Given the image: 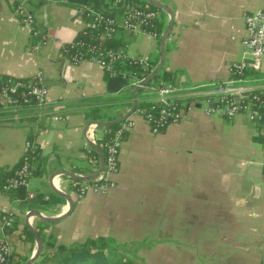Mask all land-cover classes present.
Listing matches in <instances>:
<instances>
[{
    "label": "crops",
    "instance_id": "0c3cea01",
    "mask_svg": "<svg viewBox=\"0 0 264 264\" xmlns=\"http://www.w3.org/2000/svg\"><path fill=\"white\" fill-rule=\"evenodd\" d=\"M156 1L173 13L162 66L173 73L172 85L209 92L227 79V65L243 58V16L264 7V0ZM11 8L8 0H0V77L27 79L40 73L49 105L41 112L20 113L16 121L0 117V168L17 164L31 134L38 155L27 192L46 199L52 188L72 201L67 216L42 234L65 246L95 236L124 246L117 241L123 237L155 248L164 262L174 260L172 264H264L263 123L250 122L244 114L231 119L206 116L202 97L180 98V120L157 134L131 113L127 118L132 128L120 145L114 188L103 196L87 193L77 199L73 180L54 173L64 170L84 177L98 168V159L90 163L86 152L90 137L100 138L102 131L88 128L91 122L83 109L112 96L105 89L104 71L87 61L70 64L60 54V46L83 28L77 4L29 2L43 41L32 38ZM162 20L164 28L165 13ZM137 37L142 44L129 54L127 46ZM123 41L128 57L159 58L158 39L124 36ZM259 72L264 74V58ZM146 93L147 101L154 102V91ZM132 104L133 100H121L109 113L122 117ZM224 128L240 149L234 156L210 146L211 137L224 139ZM254 144L262 146L261 161L255 158ZM67 211L64 199L41 210L0 194V215L10 214L15 222V230L6 237L9 252L27 259L34 253V238L22 241L21 235L26 226L37 234L35 227L43 222L27 217L29 212L57 217Z\"/></svg>",
    "mask_w": 264,
    "mask_h": 264
},
{
    "label": "built area",
    "instance_id": "2783aa9c",
    "mask_svg": "<svg viewBox=\"0 0 264 264\" xmlns=\"http://www.w3.org/2000/svg\"><path fill=\"white\" fill-rule=\"evenodd\" d=\"M12 4V14L18 20L21 26L30 31V35L38 41H43V36L36 29L33 14L28 9V3L36 0H8ZM45 4H65L67 0H40ZM108 9H119V19L104 16L101 11L93 10L89 7L78 6V11L83 18V28L92 31H99L101 39H111L121 29L129 37L147 36L151 39H158V35L148 31L159 19L155 11L146 8H140L134 2L127 0H102ZM134 1V0H133ZM245 37L243 38L242 50L243 58L238 62L227 65V79L218 84L211 92L197 89H179L174 85H165L158 89L153 87L144 88L145 91H154L156 99L155 105L149 109H137L132 115L138 116L147 123L150 131L157 134L160 128H165L168 124L178 123L180 120V110L178 100L182 97H202L206 106L202 110L206 116H219L231 119L235 115L244 114L248 121L257 123L264 119V74H261L260 63L264 57V7L258 11L243 16ZM80 31V32H81ZM85 50L82 53V50ZM65 59L73 65L87 61L95 64L103 71L110 69L111 63L120 58L119 52L107 50L105 52L95 49L93 46L84 43H77L73 52L68 55L63 45L59 48ZM87 55V58H84ZM135 58V57H129ZM139 63L143 67H149L146 59L139 58ZM34 84L24 86L22 83L14 81L10 86H0V105L3 111L8 112L9 117L16 121L18 118V109L20 103L17 98H13L17 88H24L25 91L19 94L20 102L26 105L28 110L37 112L44 111L48 107L47 89L42 84L43 77L37 73L31 77ZM142 80L131 79L129 87H139ZM142 89V88H141ZM31 99V104L30 103ZM55 119H59L55 117ZM89 129H95V125L90 123ZM132 122L126 118L120 123L117 130L112 132L104 148L103 167L99 174L88 182L71 183V188L77 199H82L87 193L96 195H106L108 191L114 188L113 177L118 171V153L124 136L131 130ZM264 129V120H263ZM90 143L95 145L94 140L90 137ZM32 150L33 146L25 141L23 151ZM23 153V152H22ZM90 163L93 161L90 160ZM264 169V163H263ZM29 168L24 163L16 173V177L7 181L2 187V191L16 189L20 186L27 189ZM2 194V193H0ZM29 198L31 193H27ZM64 207L61 209V213ZM10 215V214H9ZM60 215V214H59ZM58 215V216H59ZM11 219L4 218L0 221V264H3L4 257L8 255L9 248L6 238L2 237V228L10 225Z\"/></svg>",
    "mask_w": 264,
    "mask_h": 264
},
{
    "label": "trees",
    "instance_id": "16d2710c",
    "mask_svg": "<svg viewBox=\"0 0 264 264\" xmlns=\"http://www.w3.org/2000/svg\"><path fill=\"white\" fill-rule=\"evenodd\" d=\"M127 1L134 2L140 8H146L148 10L155 11L160 15V19L148 29V31L156 33L159 37L163 30L164 21L162 20V17H164V13L151 7L142 0ZM36 2L43 3L40 0H36ZM67 3H74L77 4V6H85L93 10H99L104 16L107 17L119 19L120 16L119 9H108V5H105L102 0H67ZM124 36L128 35L121 31V29H118L116 34L111 39H101L99 31L84 29L83 31L77 33L72 41L67 44H63V47L67 50L68 55L73 52V49L77 43H84L92 47L94 46L95 49H99L103 52L107 50L119 52L122 55L120 58L111 63L109 70L104 71L105 89L106 92L112 96L105 99L99 98L96 100L98 103L89 104L85 109H83L84 117L90 122H111L119 119L120 116L110 115L109 112L115 109L117 103H119L121 100H133L132 92L134 88L129 87L128 84L130 80H143L145 77H147V75H149L158 61V54H156L153 60L146 59V62L149 64V67L146 68L139 63L138 60L140 57H135L134 59L129 58L124 51L127 45L126 42L123 41ZM84 51L85 50L83 49L82 53H84ZM61 55L63 56L64 54ZM87 57V55H84V58ZM173 77V73L164 70L162 67L159 73L156 74V76L152 78L144 86V88L153 87L158 89L159 86L163 87L165 85H172ZM14 81L20 82L24 86L35 83V81L31 78L15 79L10 77H0V86H10ZM23 91H25L23 87L17 88L15 95H12V97L17 98L20 103L18 109L16 110L18 114L31 111L27 109L26 105L20 102L21 98H19V94ZM148 97L149 94L146 93L145 89L143 88L135 91V110L145 109L152 112L153 115L156 116V113L149 109L152 105L156 106V104L154 102L147 101ZM104 100H107L108 105H103L105 103ZM29 104H31V99ZM7 113L8 112L3 111L2 106L0 105V117L7 115L9 116ZM263 120L264 119H261L258 123L262 124ZM119 126L120 123L104 128L96 127V129L102 131L101 137L94 140L95 147L98 149L101 155H104V148L110 135L112 132L117 130ZM163 129L164 128H160L159 132L163 131ZM32 136L33 135L28 134L26 141L33 146V149H27L23 151L17 164L10 169L0 168V193L7 196L14 202L26 204L30 209L40 208L41 210H45L48 206L53 204H61L63 199L54 193L48 194L46 199H43L44 197L41 195L31 193L32 197L29 198L27 196V190L22 186L16 189H10L8 191H2V187L7 183V181L16 177V173L24 163V160L30 169L28 180L33 174V166L37 163L38 147L34 143ZM256 140L260 142L259 138ZM86 154L88 158L94 162H96L98 159L97 153L92 147L88 148ZM75 172H79V170H75ZM72 183L79 182L73 180ZM37 205H39V207H37ZM4 218L11 219L10 225L3 227L1 231L2 237L6 238L15 230V222L13 216L7 213L0 215V221ZM49 226L50 225L46 223H38V225L35 227L42 245V250L38 257L31 264H132L130 259L131 255L128 256V253L120 249L122 246H114L110 243V239L102 236L87 238L82 242H73L67 246L55 244L51 235L42 234V230L48 228ZM21 236L22 241H26V239L32 241L33 239V236L30 231H28V229H24ZM25 261H27V257H21L15 253L9 252L8 255L4 257L3 264H23Z\"/></svg>",
    "mask_w": 264,
    "mask_h": 264
},
{
    "label": "water",
    "instance_id": "95a60500",
    "mask_svg": "<svg viewBox=\"0 0 264 264\" xmlns=\"http://www.w3.org/2000/svg\"><path fill=\"white\" fill-rule=\"evenodd\" d=\"M142 1H144L145 3L150 5L151 7L162 11L163 13H165L168 16V21H167L166 25L164 26V28H163V30H162L159 38H158V51H159L158 62L156 63L154 68L151 70L149 75H147V77H145L142 81H140L139 87H136L133 90V92H132L133 104L130 107V109L122 117H120L119 119H117L115 121H111V122H91L92 124L95 125V127L104 128V127H109L111 125H116V124H119V123L123 122L128 116H130L131 113L135 109V98H134L135 91H137L138 89L143 88L152 78H154L156 76V74L159 73V71L161 70V68L163 66L164 55H165L164 45H165V40L168 37V34H169L171 26H172L173 13H172V11H171V9L169 7H167L164 4L159 3L156 0H142ZM88 145H90L95 150V152L97 153V156H98V168H97V170L94 173H92L89 176L78 177V176H75V175H72V174L68 173L67 171L59 170V171H56V173H54V174L64 175V176H66V177H68V178H70V179H72L74 181H77V182H88L91 179H93L97 174H99L101 172V170H102V167H103L102 155L98 151V149L95 147V145H92L91 143H88ZM51 191L54 194H56L57 196L63 198L66 201L67 206H68L67 213L59 215L57 217H44V216L40 215L37 212H29L27 217L32 216V217L36 218L37 220H39V221H41L43 223L53 224V223L61 221L62 219H64L67 216L68 212H70L71 209H72V201L70 200V198L67 195H65V194H63V193H61V192H59L57 190H54V189L51 188ZM26 228L28 229V231H30V233L32 234V236L34 238L35 250H34V253L29 257V259H27V261H25L23 264H31L38 257V255L40 254V252L42 250V245H41L40 239H39L38 235L36 234V232L29 226H26Z\"/></svg>",
    "mask_w": 264,
    "mask_h": 264
},
{
    "label": "rangeland",
    "instance_id": "374dc122",
    "mask_svg": "<svg viewBox=\"0 0 264 264\" xmlns=\"http://www.w3.org/2000/svg\"><path fill=\"white\" fill-rule=\"evenodd\" d=\"M142 44V39L140 37H137L129 42L127 46V52L129 54L135 53V50L139 48ZM264 58V57H263ZM229 128L223 129V134L221 135L224 139H220L219 142L217 140H214L213 137L210 138V146L219 151L220 153L225 154L227 157L234 156V153H238V150L235 149L233 146V142L229 140ZM253 147L257 150H255L257 153L255 158L259 159L261 161V150L262 146L260 144H254ZM242 152L246 154V150L242 149ZM262 189H264V185L262 186ZM120 243H124V246H122L120 249L124 250L127 255L130 256V259L132 261V264H172L171 262L174 261L171 258H169L167 262H164V258H162V255L159 256L157 254V250L153 247L146 248V247H140V245H137L139 243H129V241H126L125 239L119 238L117 240ZM112 245L117 244V242L110 241ZM115 246V245H114ZM167 259V258H166Z\"/></svg>",
    "mask_w": 264,
    "mask_h": 264
}]
</instances>
